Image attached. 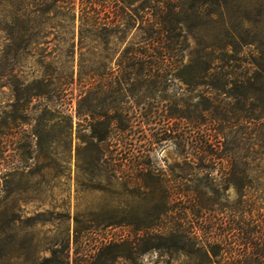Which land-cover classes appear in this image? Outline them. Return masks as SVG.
I'll return each instance as SVG.
<instances>
[{
  "label": "rangeland",
  "instance_id": "rangeland-1",
  "mask_svg": "<svg viewBox=\"0 0 264 264\" xmlns=\"http://www.w3.org/2000/svg\"><path fill=\"white\" fill-rule=\"evenodd\" d=\"M121 1L132 18L121 43L98 47L89 38L79 45L77 34L59 31L15 55L2 53L0 32V117L13 111L10 85L35 86L44 74L51 87L72 82L49 102L70 124L43 122L36 112L42 101L34 99L22 126L0 130V264H38L65 245L81 264H109L115 252H99L100 245L133 240L166 207L172 222L201 229L199 237L227 235L231 146L243 148L237 157L247 155L249 191H264V76L252 66L264 70V0H225L220 8L213 0ZM161 7L181 11L190 50L191 37L202 45L230 41V98L165 76V69L139 73L118 61L140 34L139 21ZM211 105L213 112L204 110ZM188 111L200 118L198 129L181 118ZM207 138L216 156L195 148ZM190 208L199 217L186 216ZM122 253L126 259L111 264H191L194 257Z\"/></svg>",
  "mask_w": 264,
  "mask_h": 264
},
{
  "label": "trees",
  "instance_id": "trees-1",
  "mask_svg": "<svg viewBox=\"0 0 264 264\" xmlns=\"http://www.w3.org/2000/svg\"><path fill=\"white\" fill-rule=\"evenodd\" d=\"M121 0H0V32L5 36L1 47L2 53L18 55L29 47L45 45L43 38L62 31L78 35L81 45L83 39H93L98 47L111 44V40L121 43L132 21L131 16L122 9ZM205 4V0L203 1ZM218 8L225 5V0H213ZM184 20L181 11L161 7L149 20L138 23L140 34L128 43L120 52L118 61L140 73L145 66L156 70L165 69L163 75L177 76L188 86H205L212 93L230 98V41L219 39L212 44L202 45L197 39L193 48H189L187 35L182 27ZM137 23V22H136ZM74 43L70 46L74 47ZM185 58L187 62L185 63ZM176 66L181 67L176 71ZM254 71L264 76L256 63ZM209 76V77H208ZM215 78H211V77ZM50 75H43L36 80L35 86L16 83L10 85L14 96L12 114L3 112L0 117V130L9 125L22 126L25 123L30 104L34 99L42 101L38 108V118L49 123L58 119V123L70 124L57 105L50 106L51 99L64 95L72 82L60 83L51 87ZM218 78V79H217ZM244 84V83H242ZM241 84V85H242ZM56 95V96H55ZM226 107V106H225ZM213 105L205 108L212 111ZM44 116L49 117L44 119ZM181 118L192 128H199L195 114L186 112ZM207 137V136H205ZM5 135L0 133V159L4 154ZM158 139V138H157ZM162 140L159 138V141ZM186 138V143H189ZM102 141V139H99ZM206 157L216 156L211 144L202 140L195 147ZM243 148L230 147V187L234 189V200L230 203L227 235L218 237L197 236L194 223L187 225L172 222V210L165 208L155 214L133 240H121L102 243L99 252L112 249L115 258L126 259L122 251L127 250L138 255L164 250L184 251L194 255L191 264H264V191L253 189L251 169L242 160L247 155L237 157V151ZM262 154L264 155V149ZM163 191H168L163 188ZM166 199L169 195L165 194ZM199 217L194 209H188L186 216ZM169 219L168 225H160L161 219ZM169 217V218H168ZM185 226V227H184ZM69 245L54 249L51 257L38 264H81L78 252L70 256ZM85 258V257H84ZM173 259L166 263L170 264ZM137 262L136 260L134 261Z\"/></svg>",
  "mask_w": 264,
  "mask_h": 264
}]
</instances>
